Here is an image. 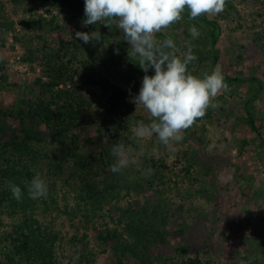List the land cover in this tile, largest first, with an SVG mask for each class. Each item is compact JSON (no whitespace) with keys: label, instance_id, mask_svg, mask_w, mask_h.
<instances>
[{"label":"rangeland","instance_id":"rangeland-1","mask_svg":"<svg viewBox=\"0 0 264 264\" xmlns=\"http://www.w3.org/2000/svg\"><path fill=\"white\" fill-rule=\"evenodd\" d=\"M202 18L214 23V32L198 18L190 20L186 9L183 19L167 32L158 33L157 39L170 36L177 55L187 54L190 42L192 54L197 57L189 65L194 75L210 73L219 65L224 77L241 81H225L228 89L221 90L214 101L219 107L209 108L203 118L182 133L183 140L174 144L175 152H168L154 136L145 138L138 141L137 149H126L128 167L109 174L108 169L104 173L98 157L107 139L93 120L89 121L88 130L74 129L68 134H78L75 144L69 146L67 134L56 129L58 119L53 121L51 131L30 110L31 105L34 108L40 102L47 104L52 100L43 88L49 82L41 64L45 53L59 55L57 62L64 63L68 73L77 71L73 83L91 56L100 74L127 91L130 100L138 95L145 73L135 76L129 69L128 65H137L138 61L129 59V44L123 32L115 24L110 29L102 23L83 26L84 0H0V145L26 151L24 155L29 160L38 156L37 175L49 183L58 181L51 209L46 212L38 204L36 213L40 221L63 234L68 258H73L75 252L71 238H82L87 233L85 242L97 253L96 264H116L112 244L99 246L94 228L102 229L106 224L113 228L123 219L121 215L138 208L139 203L157 199L169 206L160 218L166 221L163 229L168 232L166 244L150 251L152 257L160 253L175 257L176 249L185 248V257L198 256L202 264H264V0H226L222 13ZM191 26L200 32L196 39L190 35ZM96 29L102 35L100 42L84 44L75 37L77 31ZM29 52H38L36 60H26ZM214 56L217 59L213 64ZM147 74L154 75V69ZM251 78L256 81H248ZM87 88L98 95L89 96L88 100L93 110L100 113L103 95L93 85ZM57 89L80 91L69 81ZM131 107L145 123L150 121L143 106L131 102ZM249 114L254 128L246 123ZM134 128L135 125L130 128L133 134ZM256 130L261 133L260 138ZM68 148L79 155L81 162L93 165V181L116 180L128 189L114 199H99L101 205L96 210L101 221L93 223L92 230L85 228L84 216L73 210L74 194L60 182L68 179L71 172ZM153 148L157 151L153 152ZM142 151L149 155L153 152L155 160L164 158L170 171L180 175L166 185L161 197L140 183L142 178L153 179L154 173L152 170L149 174L150 165L141 160ZM56 161H63V173L59 179H51V164ZM52 196L48 193L45 200L49 202ZM17 221L16 217H3L4 226ZM2 230L0 259L8 256L11 249L1 238ZM13 264L29 263L14 258Z\"/></svg>","mask_w":264,"mask_h":264},{"label":"trees","instance_id":"trees-1","mask_svg":"<svg viewBox=\"0 0 264 264\" xmlns=\"http://www.w3.org/2000/svg\"><path fill=\"white\" fill-rule=\"evenodd\" d=\"M198 19L204 24L210 25L212 32L215 31L216 27L212 21L202 17H198ZM212 44H215L214 34H212ZM197 53L200 54V52ZM29 54V58L26 60L30 62L36 60L38 52H29ZM41 59L43 72L49 79L43 88L49 92L52 100L47 104L40 102L34 108L31 105V114L37 117V121L44 122L51 131L54 127L53 121L58 119L56 129L67 134V136L74 129L81 132L88 130L89 121L93 120V124L99 125L100 133L107 139L106 145L99 152L98 157L103 163L104 173L105 169H108L109 174H112L111 166L115 163V157L111 153L113 145L123 144L125 149L130 147L137 149L139 146L138 140L133 139L134 134L130 128L136 125L137 121H143V119L138 117L135 109L131 107L128 92L111 84L101 75V72L97 70L99 66L92 64L95 60L91 56L83 63V66H86L75 83L72 80L77 71L73 69L72 73H68L67 66L62 62H57L60 59L59 55L45 53ZM216 59L217 57L214 56L213 64ZM128 67L135 76H140L144 72L138 65L132 64ZM151 70L149 69L148 73ZM67 81L81 92L57 89L60 84ZM225 81L239 82L241 80L225 76ZM248 81H256V79L251 78ZM90 85L97 88L98 92L103 95L100 113L96 109L93 110L92 102L88 100L89 96H98L94 91L88 90L87 87ZM246 123L254 128V119L250 114ZM123 125L125 127H122ZM71 126H73L72 129ZM256 135L261 137L259 130H256ZM77 137L78 134L76 133L68 136L69 146L75 144ZM68 151V157L70 160L74 158V161L69 160L71 172L67 176L68 179L60 182H62V186L74 194L75 205L73 210L79 211L84 216L85 228L92 230L94 228L93 223L101 221L97 214L99 210H96L101 205L99 199L105 196L114 199V197L120 196L121 191L128 189L123 185H118L116 180H104L102 183L93 181V174H95V171L91 170L93 165L81 162L79 155L74 153L72 149L68 148ZM25 152L19 151L14 146L10 148L7 145H0V229H3L1 233L3 242L11 247L9 255L0 259V264H13L14 258H21L29 264H64L65 261H67L66 264H96L97 253L89 249V242H85L87 233H84L82 238H71L70 242L75 252L73 251V258H68V254L65 253L66 248H64L67 243L63 234L38 219L36 213L38 204H42L46 212L51 209L54 202L52 194L58 181L52 180L49 183L46 180L48 193L52 196L49 198V202L45 200V197L40 199L29 198L27 182H30L40 169L37 165L38 156L34 155L29 160L26 159ZM141 160L150 165L154 173L153 179L144 180L142 178L140 183L159 197L164 194L166 185L173 180V177H180L179 173L170 171L164 158V161L155 160L153 152L151 155L145 153L141 156ZM54 163L51 164L52 176L50 177L51 179H59L63 173V167L60 168L63 161ZM75 170L76 172H74ZM10 183L21 188L23 195L20 201L13 197L9 188ZM168 208L169 206L157 199L151 203H139L137 210L133 209L129 213L126 212L125 216L121 215L123 219L117 221L113 228H110L108 224L104 225L102 229L94 228L97 233L95 240L101 247L112 244L116 264H202L198 256L195 258L185 257V248L176 249L175 257H166L161 253L155 257L151 256L150 251L152 249H157V246L162 247L166 244L165 236L168 231L163 229L166 221H161L160 218ZM65 209L68 210V207L66 206ZM178 212L181 213L182 211ZM4 216L16 217L18 221L4 226ZM94 216L96 219H93ZM79 245H81V249H78Z\"/></svg>","mask_w":264,"mask_h":264},{"label":"clouds","instance_id":"clouds-1","mask_svg":"<svg viewBox=\"0 0 264 264\" xmlns=\"http://www.w3.org/2000/svg\"><path fill=\"white\" fill-rule=\"evenodd\" d=\"M225 7L226 0H84L82 25L102 23L110 29L115 24L129 44V59L138 61L137 65L145 73L138 95L130 102L143 106L151 119L148 123L136 122L133 139L139 141L154 136L168 152H175L174 144L183 140L182 133L203 118L209 108L219 107L215 98L221 90L228 89L221 67L217 65L202 76L194 75L189 65L197 57L192 54L191 43L187 44V54L177 55L174 40L170 36L159 40L157 34L167 32L180 22L186 9L189 19L195 20L219 15ZM189 32L193 39L200 36L195 26H191ZM75 37L84 44L102 40L99 29L77 31ZM149 69H154V75L147 74ZM111 153L116 157L111 166L113 172L128 167L129 156L123 144L113 145ZM148 172L151 174L152 169ZM9 188L20 201L21 188L13 183ZM27 191L29 198L40 199L47 196L48 184L36 175L27 182Z\"/></svg>","mask_w":264,"mask_h":264}]
</instances>
